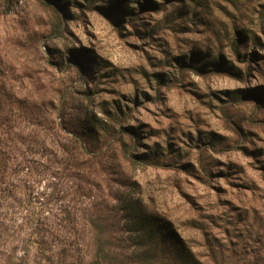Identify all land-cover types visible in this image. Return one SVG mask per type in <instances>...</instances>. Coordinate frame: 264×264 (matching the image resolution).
<instances>
[{
  "label": "rangeland",
  "instance_id": "374dc122",
  "mask_svg": "<svg viewBox=\"0 0 264 264\" xmlns=\"http://www.w3.org/2000/svg\"><path fill=\"white\" fill-rule=\"evenodd\" d=\"M53 1L68 18L61 32L48 3L0 0V118H99L132 128L130 150L163 163L131 164L102 131L106 169L93 186L65 173H34L28 188L10 177L14 199L0 189V264H43L24 218L41 196L61 218L60 195L77 187L70 204L81 230L93 202L96 211L135 198L203 258L205 231L236 250L235 264H264V0ZM237 29L254 37L239 52ZM62 98L65 117L54 106ZM80 234L88 244V228ZM80 246L87 263L91 242Z\"/></svg>",
  "mask_w": 264,
  "mask_h": 264
},
{
  "label": "trees",
  "instance_id": "16d2710c",
  "mask_svg": "<svg viewBox=\"0 0 264 264\" xmlns=\"http://www.w3.org/2000/svg\"><path fill=\"white\" fill-rule=\"evenodd\" d=\"M40 1L48 3L54 9L57 19L54 30L58 28L61 32L68 20L66 14L53 0ZM236 34L238 37L233 40L232 45L237 52L240 51V41L254 39L245 30L237 29ZM78 67L81 69L82 65L78 64ZM215 71L236 77L227 70ZM64 98L57 104L54 103L59 117L65 113ZM102 131L111 134L112 140L124 145L123 157L131 164L163 163L130 150L135 146L137 137L132 128L122 125L115 128L99 118H0V189L5 188L7 197L14 199L10 177L19 179L21 185L28 188L27 182L32 180L31 175L39 172L54 179L62 178V173H65L64 177L68 180L87 182L93 186L96 179L93 175H101L106 169L103 160L105 148L99 146ZM49 134H53L56 141L50 140ZM18 143L24 144L26 148H19ZM16 174L21 176L17 177ZM37 177L42 179V176ZM27 192H24V200L31 202L32 197ZM77 194L78 187L74 192L64 191L60 195L65 203L60 208L63 215L61 218L57 216L52 219L45 213L49 210L50 200L44 196H41V200L33 201L34 209L25 216V226L31 236L30 243L41 263L83 264L85 259L77 248L80 244L89 247L91 242L92 252L88 264H235L233 259L237 255L236 250L229 247L228 243H222L204 231L207 249L205 259L170 227L168 219L148 210L140 199H121L119 205L96 208V211V204L93 202L84 223L86 227L81 230L70 204ZM53 195L52 192L49 194L50 197ZM104 209L114 213L118 221L109 222L112 215L107 214ZM121 226L126 229L125 233ZM86 228L90 234L88 244L85 237L80 236ZM201 228L204 230L203 226Z\"/></svg>",
  "mask_w": 264,
  "mask_h": 264
}]
</instances>
